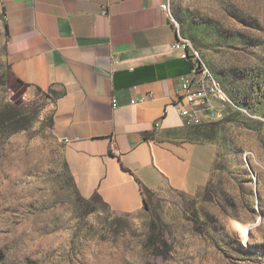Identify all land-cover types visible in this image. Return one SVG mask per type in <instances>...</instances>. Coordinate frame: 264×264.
<instances>
[{"label": "rangeland", "instance_id": "1", "mask_svg": "<svg viewBox=\"0 0 264 264\" xmlns=\"http://www.w3.org/2000/svg\"><path fill=\"white\" fill-rule=\"evenodd\" d=\"M169 3L215 83L219 117L194 128L216 154L207 184L132 214L77 185L47 96L10 74L0 14V264H264V0Z\"/></svg>", "mask_w": 264, "mask_h": 264}, {"label": "crops", "instance_id": "2", "mask_svg": "<svg viewBox=\"0 0 264 264\" xmlns=\"http://www.w3.org/2000/svg\"><path fill=\"white\" fill-rule=\"evenodd\" d=\"M161 2L0 0L10 74L47 96L77 185L119 214L143 209L141 187L195 192L216 154L174 109L194 60Z\"/></svg>", "mask_w": 264, "mask_h": 264}, {"label": "built area", "instance_id": "3", "mask_svg": "<svg viewBox=\"0 0 264 264\" xmlns=\"http://www.w3.org/2000/svg\"><path fill=\"white\" fill-rule=\"evenodd\" d=\"M160 8L163 10V0ZM176 48L182 51L181 58H193L194 64L190 73L179 85L174 109L184 127H199L204 124L205 119L219 117L218 108L211 101V97L215 94V83L208 82L205 65L189 53L186 42L179 38L178 31ZM220 93H218V99H220ZM158 126L159 123L155 122V127Z\"/></svg>", "mask_w": 264, "mask_h": 264}, {"label": "trees", "instance_id": "4", "mask_svg": "<svg viewBox=\"0 0 264 264\" xmlns=\"http://www.w3.org/2000/svg\"><path fill=\"white\" fill-rule=\"evenodd\" d=\"M5 33H6V27H5ZM140 191H141V193L143 194V196H145L146 193H147L146 189H144L143 187L140 188ZM144 208H146V202H145V199H144Z\"/></svg>", "mask_w": 264, "mask_h": 264}, {"label": "bare ground", "instance_id": "5", "mask_svg": "<svg viewBox=\"0 0 264 264\" xmlns=\"http://www.w3.org/2000/svg\"><path fill=\"white\" fill-rule=\"evenodd\" d=\"M170 0H164L163 9L167 10V5L169 4Z\"/></svg>", "mask_w": 264, "mask_h": 264}]
</instances>
